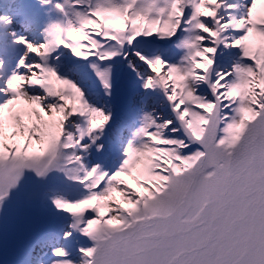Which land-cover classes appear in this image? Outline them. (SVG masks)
Here are the masks:
<instances>
[{
    "label": "snow or ice",
    "instance_id": "snow-or-ice-1",
    "mask_svg": "<svg viewBox=\"0 0 264 264\" xmlns=\"http://www.w3.org/2000/svg\"><path fill=\"white\" fill-rule=\"evenodd\" d=\"M0 264H264V0H0Z\"/></svg>",
    "mask_w": 264,
    "mask_h": 264
}]
</instances>
